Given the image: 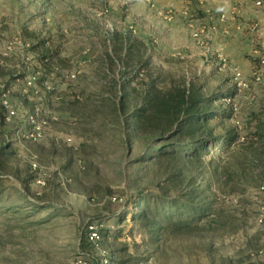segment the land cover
Listing matches in <instances>:
<instances>
[{
  "label": "rangeland",
  "instance_id": "374dc122",
  "mask_svg": "<svg viewBox=\"0 0 264 264\" xmlns=\"http://www.w3.org/2000/svg\"><path fill=\"white\" fill-rule=\"evenodd\" d=\"M148 80L215 112L199 163L129 123ZM190 192L210 216L142 228ZM263 216L264 0H0V264H264Z\"/></svg>",
  "mask_w": 264,
  "mask_h": 264
},
{
  "label": "trees",
  "instance_id": "16d2710c",
  "mask_svg": "<svg viewBox=\"0 0 264 264\" xmlns=\"http://www.w3.org/2000/svg\"><path fill=\"white\" fill-rule=\"evenodd\" d=\"M121 61L125 63L124 60ZM122 81L120 89L123 90L125 111V103L126 101L128 103L129 97L136 89L130 87V80ZM145 85L140 95L135 98L137 106L130 115L129 123L136 131L144 130L150 125L155 134H169L170 138L175 139L183 137L191 139L190 142H164L161 146L153 144L151 148L156 152L158 159L176 166H185L188 162L199 163L201 158L199 153L206 147V142L201 140L205 135H213L207 126L215 112L209 109L198 88L175 85L163 90L152 80L145 82ZM196 195L195 192H190L183 200L179 198L167 200L163 197L142 200L146 206L138 214L139 223L143 229L154 232L165 221H172V216L177 218H174L175 226L189 223L192 219L201 220L210 216L214 211L212 205L198 203Z\"/></svg>",
  "mask_w": 264,
  "mask_h": 264
},
{
  "label": "built area",
  "instance_id": "2783aa9c",
  "mask_svg": "<svg viewBox=\"0 0 264 264\" xmlns=\"http://www.w3.org/2000/svg\"><path fill=\"white\" fill-rule=\"evenodd\" d=\"M237 76L239 77L240 76V73L237 74ZM29 84H32L31 82H29ZM11 115H14V112H10ZM34 133L33 134H29L27 135V137H35V135H41L42 131H43V126L42 125H36V127L34 128ZM36 167V165H35ZM41 183V182H39ZM261 222H264V216L263 218H261ZM91 230H93V232H90L91 233V237H90V240L94 243H99V241L101 240V236L99 234V232H97V230L94 229V227L92 226L91 227Z\"/></svg>",
  "mask_w": 264,
  "mask_h": 264
}]
</instances>
